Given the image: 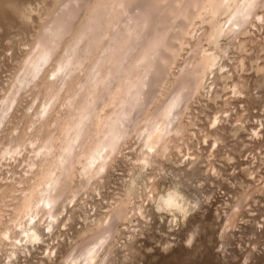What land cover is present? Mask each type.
I'll return each instance as SVG.
<instances>
[{"label": "rangeland", "instance_id": "obj_1", "mask_svg": "<svg viewBox=\"0 0 264 264\" xmlns=\"http://www.w3.org/2000/svg\"><path fill=\"white\" fill-rule=\"evenodd\" d=\"M60 5L62 0H0V101ZM209 9L213 10H200V17L192 19L177 41L180 47L170 64L166 87L150 107L154 110L165 98L181 68L195 65L203 55L219 58L223 68L216 85L209 91L214 74L205 76L183 119L185 144L180 142V150L168 156L160 153L156 163L144 168L133 135L104 178L91 188L79 191L81 182L74 178L71 192L79 193L77 199L53 235H45L56 252L52 259L46 258L44 246L39 250L35 245L30 255H19L18 262L11 264H61L100 228L110 210L123 204L126 215L116 223L105 264H264V7L257 10L262 20H251L236 40L220 38L217 44L211 37L217 19ZM218 19L222 23L224 16ZM83 67L61 93L52 124L63 118L64 104L77 90L88 63ZM49 70L46 79L51 80ZM41 87L22 92L12 124L0 135V145L8 146L15 139L25 144L39 130L32 111L29 117L24 114ZM46 99L44 93L39 95L40 102ZM33 105L38 109L40 104ZM110 111V105L100 108V118ZM215 119L218 123L212 124ZM23 156L16 162H0V215L6 216L17 203L20 187L16 183L27 170ZM11 180L16 183L9 187ZM241 199L242 206L235 209ZM10 251V246L0 243V264H7Z\"/></svg>", "mask_w": 264, "mask_h": 264}, {"label": "bare ground", "instance_id": "obj_2", "mask_svg": "<svg viewBox=\"0 0 264 264\" xmlns=\"http://www.w3.org/2000/svg\"><path fill=\"white\" fill-rule=\"evenodd\" d=\"M261 6L264 0H62L0 101L2 135L12 124L22 92L42 84L24 114L29 117L32 111L39 130L34 135L30 132L33 137L25 144L15 139L8 146L0 145V162H16L23 155L27 159L24 177L15 182L20 187L17 203L6 216L0 215V243L11 247L7 264L18 262L19 255H30L35 245L39 250L44 246L46 258L52 259L56 252L45 235H53L63 215L67 216L68 206L77 199L79 193L71 192L74 178L81 182L79 191L91 188L104 178L133 135L144 168L151 167L160 153L168 156L172 150H180L179 143L186 142L182 122L191 100L208 74H214L209 85L212 90L223 67L218 57L209 55H203L195 65L184 66L168 86L165 98L150 110L160 89L166 87L170 64L180 47L177 41L199 11L208 7L217 19L210 31L215 44L220 38L236 40L251 20H262L257 15ZM86 63L77 90L64 104L63 118L52 124L61 93ZM50 68L51 80L46 79ZM43 93L47 99L40 102ZM35 102L40 104L38 109L33 108ZM106 105L111 111L100 118L99 109ZM13 133L18 137L16 130ZM12 180L7 186L15 184ZM242 203L241 199L235 209ZM125 205L110 210L100 228L61 264H105L111 254L107 248L117 233L116 223L126 215Z\"/></svg>", "mask_w": 264, "mask_h": 264}]
</instances>
